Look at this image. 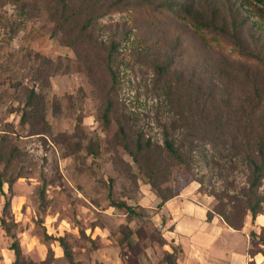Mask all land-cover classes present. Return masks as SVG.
Here are the masks:
<instances>
[{
    "label": "rangeland",
    "instance_id": "obj_1",
    "mask_svg": "<svg viewBox=\"0 0 264 264\" xmlns=\"http://www.w3.org/2000/svg\"><path fill=\"white\" fill-rule=\"evenodd\" d=\"M251 3L262 8L255 1ZM253 7L245 8L251 31L247 37L264 49V16H258ZM143 17L142 11L131 5L126 12L101 20L96 28L101 41L120 45L121 57L124 55L118 62L116 118L105 131L99 95L102 84L90 82L80 72L75 52L62 47L46 31L37 34L42 27H52L47 10L39 4L33 6L32 0H20L19 4L0 0V176L5 182L4 195L0 194V264L15 262L10 250L14 243L20 245L22 264H70L60 239L70 246L76 264H132L115 244L114 236L126 223V216L111 207V186L114 200L146 210L154 224L161 226L156 212L160 200L119 144V127H126L129 137L140 131L147 139L163 143L160 124L173 115L165 111L151 71L156 50L166 51L161 44L183 42L185 48L177 50L185 54L179 59L181 70L197 67L201 63L198 56L209 63L224 55L217 53L219 48L225 54H230L231 48L220 42L217 51H211L193 35L191 27L166 22L163 29H157L147 25ZM207 63H202L203 67L210 68ZM33 92L43 98L41 105L51 134L42 130V134L32 136V124L24 120L32 113ZM77 124L81 125L79 132ZM64 133L81 136L84 148L80 153L54 140L55 135ZM91 142L98 144L95 157L86 149ZM195 173L212 176L202 159ZM174 177L177 193L192 185L200 193L201 185L184 168H175ZM215 184L220 187L222 182ZM200 195L212 198L211 210L215 209L214 197L206 192ZM251 221L248 219V227ZM140 225L142 222L136 221L131 227L136 230ZM252 227L251 232H261L255 223ZM137 241L134 238L133 242ZM142 243L148 261L142 254L138 264H160L163 249L149 241Z\"/></svg>",
    "mask_w": 264,
    "mask_h": 264
},
{
    "label": "trees",
    "instance_id": "obj_2",
    "mask_svg": "<svg viewBox=\"0 0 264 264\" xmlns=\"http://www.w3.org/2000/svg\"><path fill=\"white\" fill-rule=\"evenodd\" d=\"M106 1L32 0L33 6L39 4L47 10L52 24L49 29L42 27L37 34L46 31L62 47L75 52L80 72L90 78V82L99 81L102 84L99 95L103 101L101 122L105 131L111 129L116 118L118 62L124 55L121 57L120 45L114 42L106 45L96 34L101 20L126 12L132 5L135 10L142 11L147 25H154L157 29H163L166 22L189 26L193 35H197L196 38L211 51L216 52L220 42L231 48L230 54L219 48L217 53L227 56L216 53L219 58L209 63L198 56L197 60L201 63H197V67L181 70L179 59L185 54L177 50L185 48L183 42L161 44L166 51L161 53L156 50L159 54H155L157 58L151 71L156 78L155 86L160 87L165 111L173 115L160 124L163 143L147 139L140 131H135V137H129L126 127L120 125L119 135L122 138L119 144L147 178L160 200L157 214L179 195L175 191L177 179L174 171L175 168H184L201 185L200 193L206 192L217 201L215 209L208 212V221L219 217L228 227L241 232L248 219L255 223L258 217L264 216V49L247 37L251 31L247 23L250 18L245 9L253 7L251 2L255 1L262 6H254L262 18L264 0ZM4 2L19 4L20 0ZM139 53L142 54L141 51ZM203 56L209 58L206 54ZM202 63L210 64V68L203 67ZM31 98L32 113L26 114L24 120L32 124V136L42 134V130L51 134L41 105L43 98L35 92ZM80 128L81 125L77 124L76 132ZM80 137L64 133L55 135L54 140L80 153L84 148ZM86 149L92 157L97 156L98 144L91 142ZM201 159L209 166L211 177H199L195 173ZM2 162L0 147V164ZM218 182H222L220 187H216ZM4 184L0 176L2 196ZM108 199L111 207L126 216V223L119 228L114 240L130 263H140L142 254L148 261L142 241H149L164 251L160 264H178L183 258V251L165 240L162 232L165 218L157 227L146 210L141 212L139 207L126 201L114 200L112 186ZM7 207H10V202H7ZM136 221L142 222V225L134 230L131 225ZM2 224H6L4 220ZM134 238L138 239L135 243ZM59 243L70 264H76L66 240L60 239ZM166 247L171 250H164ZM10 250L15 254L13 264H22L19 243H14ZM249 255L253 258L264 256V227L260 233H250Z\"/></svg>",
    "mask_w": 264,
    "mask_h": 264
},
{
    "label": "crops",
    "instance_id": "obj_3",
    "mask_svg": "<svg viewBox=\"0 0 264 264\" xmlns=\"http://www.w3.org/2000/svg\"><path fill=\"white\" fill-rule=\"evenodd\" d=\"M212 202V198L200 195L192 185L166 203L157 215L161 225L162 218L166 219L162 228L165 240L183 251L178 264H264L263 255H249L252 223L237 232L219 217L208 221ZM263 217L257 218L256 227H264Z\"/></svg>",
    "mask_w": 264,
    "mask_h": 264
}]
</instances>
